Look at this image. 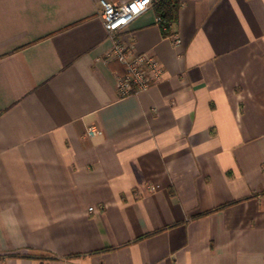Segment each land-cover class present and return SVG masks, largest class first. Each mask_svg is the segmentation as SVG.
Returning <instances> with one entry per match:
<instances>
[{"label":"crops","instance_id":"crops-1","mask_svg":"<svg viewBox=\"0 0 264 264\" xmlns=\"http://www.w3.org/2000/svg\"><path fill=\"white\" fill-rule=\"evenodd\" d=\"M101 1L0 0V264H264V0L150 8L125 97Z\"/></svg>","mask_w":264,"mask_h":264},{"label":"built area","instance_id":"built-area-1","mask_svg":"<svg viewBox=\"0 0 264 264\" xmlns=\"http://www.w3.org/2000/svg\"><path fill=\"white\" fill-rule=\"evenodd\" d=\"M161 0H133L128 4L115 6L103 0L102 19L106 30L114 41L108 58L117 60L126 68V72L120 77V93L128 96L132 91L139 93L148 90L152 85L161 82L164 78V68L159 60L151 54H133L134 46L120 37L136 19L158 4ZM158 24L168 31V27L162 17L158 18ZM176 46L181 44V39L173 35ZM91 128L89 135L95 133ZM93 210V209H91Z\"/></svg>","mask_w":264,"mask_h":264},{"label":"trees","instance_id":"trees-1","mask_svg":"<svg viewBox=\"0 0 264 264\" xmlns=\"http://www.w3.org/2000/svg\"><path fill=\"white\" fill-rule=\"evenodd\" d=\"M181 4L179 0H161L157 4V10L160 17L165 21L168 31L165 32V36H171L174 34V28L179 21V10Z\"/></svg>","mask_w":264,"mask_h":264}]
</instances>
